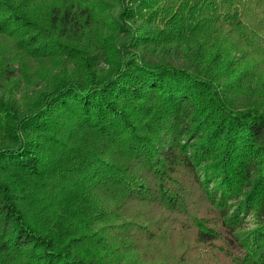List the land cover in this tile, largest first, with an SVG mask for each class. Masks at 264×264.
I'll return each instance as SVG.
<instances>
[{"label": "trees", "instance_id": "1", "mask_svg": "<svg viewBox=\"0 0 264 264\" xmlns=\"http://www.w3.org/2000/svg\"><path fill=\"white\" fill-rule=\"evenodd\" d=\"M262 65L264 0H0V264H264Z\"/></svg>", "mask_w": 264, "mask_h": 264}, {"label": "rangeland", "instance_id": "2", "mask_svg": "<svg viewBox=\"0 0 264 264\" xmlns=\"http://www.w3.org/2000/svg\"><path fill=\"white\" fill-rule=\"evenodd\" d=\"M179 49H176L175 47H160V48H155L153 46H146V47H141L138 48V52L141 54V56L145 59H150L152 61H156V60H164V61H168L173 63L174 65H187L189 64L187 57L185 55H182L180 51H178ZM238 53V52H235ZM101 66H104L102 64H100ZM252 65L249 66V69L251 68ZM252 71L254 72L252 74H249L250 76L253 77V79L255 81H257L256 86H252L249 89H247L246 91L242 92L240 96H238L236 98V101L234 103L235 106H249L252 104H249L251 102H254L256 99H260L262 97V92H264V87H262L261 85H264V65L262 66H257L255 69H252ZM43 83L38 85V86H34L31 89L28 90L29 94H34L35 92H37L38 90L43 88ZM28 93L27 95L30 96ZM21 103L23 104L26 100L27 97L25 96H21ZM23 99V100H22ZM30 99V98H29ZM112 218H107L104 220V222H109L111 221ZM254 222V218L251 214H248L246 216V220H245V225L248 226H252ZM100 225L97 224L94 226L95 227H99ZM169 252L168 254L173 250H175V253H178L182 250V245L181 243H179L178 241H176L175 243L172 244L169 243ZM131 260V262L133 261L136 262V260L134 259V257L132 255H127V261ZM166 259V258H165ZM165 259H160L158 264H170L169 260ZM137 263V262H136ZM135 263V264H136ZM120 264H124V260H122V262ZM138 264V263H137ZM147 264V263H145Z\"/></svg>", "mask_w": 264, "mask_h": 264}]
</instances>
